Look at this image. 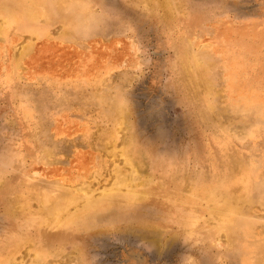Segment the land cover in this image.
Returning a JSON list of instances; mask_svg holds the SVG:
<instances>
[{
	"label": "rangeland",
	"instance_id": "rangeland-1",
	"mask_svg": "<svg viewBox=\"0 0 264 264\" xmlns=\"http://www.w3.org/2000/svg\"><path fill=\"white\" fill-rule=\"evenodd\" d=\"M0 8V264H264V0Z\"/></svg>",
	"mask_w": 264,
	"mask_h": 264
},
{
	"label": "bare ground",
	"instance_id": "bare-ground-1",
	"mask_svg": "<svg viewBox=\"0 0 264 264\" xmlns=\"http://www.w3.org/2000/svg\"><path fill=\"white\" fill-rule=\"evenodd\" d=\"M13 1V0H12ZM4 2V1H3ZM67 2V1H66ZM65 2V3H66ZM2 4H4V3H2ZM45 4V3H44ZM40 5H42V4H40ZM5 7V6H4ZM1 9V8H0ZM33 10L34 9H32V11L31 12H33ZM1 27V26H0ZM59 33V32H58ZM38 35V34H37ZM117 115V114H116ZM126 115V109L123 107L122 109H120V119L121 120H125V116ZM115 117V116H114ZM132 126V125H131ZM129 128V127H128ZM126 142V141H125ZM129 145H130V143H129ZM128 146V145H127ZM130 148H131V146H130ZM132 149V148H131ZM135 152H137V151H135ZM123 154H124V156H125V160L124 161H126V162H128L129 164H132V162H133V160H135V158H138L139 159V156H133V155H131V152H130V150H128L127 149V147H125L124 148V152H123ZM135 162V161H134ZM128 163H127V165H128ZM137 165V164H136ZM138 172V170H136L135 168H131V170H130V173L128 174V176H125V177H127L128 179L130 178L131 179V181L133 182H135V180L136 179H138V178H140V175L137 173ZM143 173H145V172H143ZM126 175H127V173H126ZM144 175V174H143ZM133 179V180H132ZM115 180L117 181V184L118 185H114L112 188H110V189H107V190H105L103 193H102V197L100 198V199H97V200H95L94 198H89L88 200H86V201H84V203H83V206L81 207V209L80 210H77L76 212H74V211H72L71 212V204L73 203V201H74V199H68V201H65L64 203H60L59 202V200H56L57 202H54L52 205H53V207L54 206H56V219L58 220V221H61V222H64L65 224L66 223H68V224H79V225H81V224H84L85 222H86V220H87V217H89L88 215H90L91 214V212H92V210L96 207V205L98 204V203H101V204H103L107 199H105V198H110V197H112L113 198V196L115 197L120 191H121V189H120V185H123V184H125V183H127V179L126 178H123L122 176H117V178H115ZM145 181H146V179H145ZM133 182V183H134ZM150 182V181H149ZM122 183V184H121ZM152 183V182H151ZM142 184V183H141ZM136 186H139V185H137V184H134L133 185V187H136ZM154 186V185H153ZM58 187V186H57ZM65 188V187H64ZM147 188V187H146ZM151 188V187H150ZM162 189V188H161ZM210 189V188H209ZM56 190V189H55ZM140 190V189H139ZM133 191L134 192V194L135 195H141L142 194V191ZM144 190V189H143ZM147 190V189H146ZM148 190H151V189H148ZM177 190H178V188H177ZM64 191V190H63ZM67 191V190H66ZM39 192V191H38ZM61 192V191H60ZM132 194H133V192L132 191H130ZM151 192V191H150ZM48 193V192H47ZM67 193V192H66ZM130 193V194H131ZM154 193V192H153ZM156 193V192H155ZM65 194V193H64ZM128 194V193H127ZM131 194V195H132ZM148 194H150V193H148ZM168 194V193H167ZM166 194V195H167ZM179 194H181V193H179ZM212 196L214 195V193H210ZM119 195V194H118ZM117 195V196H118ZM122 195V194H121ZM139 195V196H140ZM61 196V195H60ZM64 196V195H63ZM116 196V197H117ZM127 196V195H126ZM148 196V195H147ZM70 197V196H69ZM93 197V196H92ZM135 198V197H134ZM142 198V197H141ZM140 198V199H141ZM148 198H149V196H148ZM145 199V198H144ZM147 200V199H146ZM111 202H110V204H109V209H113V212H114V210H115V208H117V203L116 202H113L112 200H110ZM133 201V200H132ZM140 201V200H139ZM141 202V201H140ZM40 209V208H39ZM185 209V208H184ZM188 209V208H187ZM47 212V211H46ZM39 213V212H38ZM183 215V214H182ZM185 215V214H184ZM50 219H52V218H50ZM186 220V219H185ZM41 221V220H40ZM49 224V223H48ZM55 224V223H54ZM227 225L229 224V222H227L226 223ZM43 225V224H42ZM61 225V224H60ZM41 227V226H40ZM75 227V226H74ZM79 227V226H78ZM79 230V229H78ZM37 232V231H36ZM44 232V231H43ZM35 235H37V234H35ZM28 239V238H27ZM41 240V239H40ZM252 240H254V239H252ZM37 242V241H36ZM234 242V241H233ZM41 245V244H40ZM15 246V245H14ZM14 249V248H13ZM10 252V251H9ZM46 253V252H45ZM48 253V252H47ZM52 254V253H51ZM5 262H7V261H5ZM6 264V263H5ZM8 264V263H7Z\"/></svg>",
	"mask_w": 264,
	"mask_h": 264
}]
</instances>
